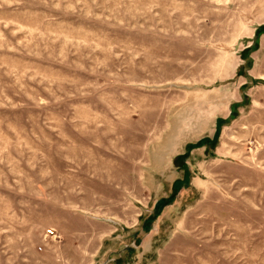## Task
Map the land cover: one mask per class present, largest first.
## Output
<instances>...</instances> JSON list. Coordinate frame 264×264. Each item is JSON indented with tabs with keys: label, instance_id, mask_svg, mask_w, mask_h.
Masks as SVG:
<instances>
[{
	"label": "rangeland",
	"instance_id": "obj_1",
	"mask_svg": "<svg viewBox=\"0 0 264 264\" xmlns=\"http://www.w3.org/2000/svg\"><path fill=\"white\" fill-rule=\"evenodd\" d=\"M258 27L264 0H0V264H264Z\"/></svg>",
	"mask_w": 264,
	"mask_h": 264
},
{
	"label": "trees",
	"instance_id": "obj_2",
	"mask_svg": "<svg viewBox=\"0 0 264 264\" xmlns=\"http://www.w3.org/2000/svg\"><path fill=\"white\" fill-rule=\"evenodd\" d=\"M264 33V27H258V29H256L255 30V34H254V37L255 38H253V40H252V42H253V44H254V46H255V42H256V40H257V38H258V36H259V34L260 33ZM250 51V48L248 47L247 49H244L243 51H241V56H243L244 58L243 59H246V56H247V54H248V52ZM250 66L247 64L246 65V68H249ZM241 68L240 69H238V71H237V74L236 75H240L241 73ZM233 118H235V115L234 114H230L229 116H228V118H227V120H231V119H233ZM199 145H201V146H208V143L207 142H204V141H200V143H198ZM175 189H172V191H174ZM172 194H175L174 192H172ZM170 195L169 196V198L168 199H166V202H169V203H171L172 201H173V198H174V195Z\"/></svg>",
	"mask_w": 264,
	"mask_h": 264
},
{
	"label": "crops",
	"instance_id": "obj_3",
	"mask_svg": "<svg viewBox=\"0 0 264 264\" xmlns=\"http://www.w3.org/2000/svg\"><path fill=\"white\" fill-rule=\"evenodd\" d=\"M175 145V142L174 143H170V145L168 147H170L172 149V147Z\"/></svg>",
	"mask_w": 264,
	"mask_h": 264
}]
</instances>
